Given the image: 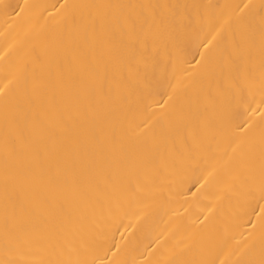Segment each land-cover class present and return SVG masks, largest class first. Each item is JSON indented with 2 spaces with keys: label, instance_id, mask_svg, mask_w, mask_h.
<instances>
[{
  "label": "bare ground",
  "instance_id": "bare-ground-1",
  "mask_svg": "<svg viewBox=\"0 0 264 264\" xmlns=\"http://www.w3.org/2000/svg\"><path fill=\"white\" fill-rule=\"evenodd\" d=\"M0 264H264V0H0Z\"/></svg>",
  "mask_w": 264,
  "mask_h": 264
}]
</instances>
